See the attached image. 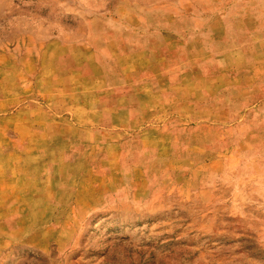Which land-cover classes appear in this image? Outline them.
Wrapping results in <instances>:
<instances>
[{
    "label": "rangeland",
    "instance_id": "obj_1",
    "mask_svg": "<svg viewBox=\"0 0 264 264\" xmlns=\"http://www.w3.org/2000/svg\"><path fill=\"white\" fill-rule=\"evenodd\" d=\"M236 3L0 0V264H264V47L168 40Z\"/></svg>",
    "mask_w": 264,
    "mask_h": 264
},
{
    "label": "crops",
    "instance_id": "obj_2",
    "mask_svg": "<svg viewBox=\"0 0 264 264\" xmlns=\"http://www.w3.org/2000/svg\"><path fill=\"white\" fill-rule=\"evenodd\" d=\"M235 6H238V8L253 7L256 11L254 13H249V12L234 13L231 16L232 17L231 23L237 25H231V27L228 26L227 28H221L220 26L215 25V26H210L206 30H203L198 27L190 28L192 26H190L189 24H180L178 30L171 29L168 31L180 32L183 31L184 27H188L189 28L188 32H190L188 34H190L191 37L193 38L184 39L181 36H178V38L168 39L169 42L178 46H184L186 48L196 47V46H206V47L231 46V48L236 49V52L237 50H239L238 52L240 53H236L237 55H239V58H243V61L245 62L249 61L247 65H244L243 68H246L245 70H247V72L251 71L253 69L252 60L256 59L257 61L262 59V53L257 51L255 54H253L251 48L264 47V10H263L264 0H238V3H236ZM23 22L40 23L46 26L48 24H55V23H50L49 21L42 20L41 18H36V20L33 21H29L26 18L15 19L14 22H11V25L9 27V32L3 33L5 36L3 41L5 42L12 39L14 36L13 34H16L18 32H23L19 30L24 27V25L21 24ZM63 30L66 31L65 29ZM69 30L71 29H67V31ZM171 36L176 37L175 34H171ZM79 45L76 46L77 47L82 46ZM239 48H243V49L240 50ZM204 73H205V67L204 64L201 63L196 66L195 70H193V68H191L190 71L187 70V72H185L184 75L181 76L179 79L183 82L185 81L184 84L187 87L192 88V83L190 82V80L194 79L195 82H197L198 79L203 77ZM191 92L192 90L186 91V93H191ZM23 111L24 110H22V113L25 112L24 114L25 116L22 120L27 121L25 122L27 125H38V126L42 125V122L40 121L43 114L42 108L36 107L35 110H30L27 112L26 111L23 112Z\"/></svg>",
    "mask_w": 264,
    "mask_h": 264
}]
</instances>
